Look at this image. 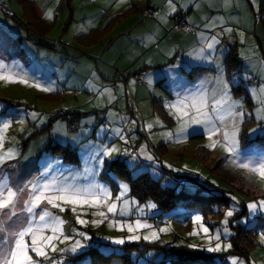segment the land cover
Listing matches in <instances>:
<instances>
[{
    "label": "rangeland",
    "instance_id": "1",
    "mask_svg": "<svg viewBox=\"0 0 264 264\" xmlns=\"http://www.w3.org/2000/svg\"><path fill=\"white\" fill-rule=\"evenodd\" d=\"M8 1L17 4L16 0H0V60H3L9 65L15 64L17 66V71L22 75L27 74L30 84L38 82L42 87H52L55 91L45 92L40 88L30 86V84L26 85L19 82L9 83L0 81V98L5 99V101L0 100V119L11 120L13 122L12 127L6 133L4 148H15L18 153H20L24 150L23 145L28 142V139L25 137H30L31 130L36 129L34 126L29 128L30 124L33 123L36 125V123L45 122L54 124V129L59 131L57 136L63 143L68 144L70 141L74 146H77L74 150L76 151L80 163L79 166L65 163L64 171L60 168L55 170L53 167L52 171L48 174L49 177L53 175L59 177L61 173H63L64 176H68L69 170H83L85 167L84 157L89 154L93 146H106L108 148L118 147L121 151L113 153L110 157L103 155L97 157V159H103L104 163L98 167L95 181L108 186L112 192L113 198H115L120 191L118 181L126 183L129 186L130 191L125 198L137 201L138 205L132 207L131 215L123 216L119 214H108L109 219H115L126 224L134 223L137 219L148 223V218L155 216L162 217L164 219V224L161 228L168 226L171 229L168 232L160 233L159 240L162 243H170V246L192 244L198 245V248L203 249L206 246L203 234L199 236L189 235V233L193 232L198 227L192 222V217L196 214L202 215L204 217L203 223L214 232L216 229L223 227L221 221L224 219L225 212L235 204L238 211L234 216L245 210V214L241 216V218H238L236 223L255 229V246L251 250L249 257L243 258L239 255L230 254L229 251L232 248L228 251L218 253L204 251L208 254H226L224 258L228 264H230L229 257H239L244 260L246 264L247 262L264 264V244L259 240V232L264 231V213L257 212L255 216H250L247 208L249 202L264 199V180L257 178L255 183L250 182L246 178L247 173L245 171L236 170L229 166V157L220 147L215 149L208 148L211 152L208 160L204 161L199 158L197 156L198 149L202 146L206 147L209 143L207 135L201 126L193 125L190 127L188 129L187 138L182 143H176L164 138L161 134L165 131L175 130L177 121L170 115L168 116L170 118L168 120L167 115H159L153 111L151 107L153 96L146 91L147 84H144V87H138L136 82L134 84L132 83L135 81L134 77L131 78L130 85L126 88L123 85V81L119 83L121 89L118 93H113L118 91V88L115 91L113 89V85L117 84L118 86V82L115 83L114 81L108 84L109 87L105 89L111 90L114 99L110 100L107 93L100 95L99 92L96 91V89H99L98 76L94 79L97 83H93V49L90 51L91 53L85 55L86 57H83L84 55L80 56V53L77 50L78 47L70 51V54L78 56L79 61H77L76 65H71L68 72L76 69V73L80 74L83 79L79 78L78 75H73L70 78L69 83L64 82V84L59 83L57 78L53 77L50 73L52 71L55 72L56 70L52 64V59H54L53 55H50L49 58L45 60L42 57V52L37 51L32 57L33 62H29V59H24V57H15L14 53L16 46L14 42L16 41V31L21 30L22 34H25L26 30L24 29L26 28L20 24V21L17 18L11 16L10 12L12 10L8 5ZM60 30L61 27L58 26L50 38L57 40ZM8 35L11 39H9ZM67 39L70 41L72 40L71 33L67 36ZM23 43L34 48H37L36 46H38L34 41H23ZM16 44H18V40ZM253 48L255 47L252 46V50ZM21 51L22 50L19 49L20 56ZM47 64H50L51 67ZM247 76L249 79H245V75L243 74L241 75V78L239 74H234L230 80L228 78H225V80L229 83L233 99L239 101L243 105L242 110L245 113L243 122L240 125L241 151L252 150L255 152H264V146L258 145L256 141H252L257 137H264V121L258 120L256 116L257 109L262 107V105L258 103L257 100H254L249 92V89H258L261 84H264V67L256 76L257 79H254L253 82L252 79L254 76ZM234 77L235 82H233ZM255 80H259L260 83H255ZM90 85H94L95 87L93 88ZM238 85H242L245 91L241 96H235L232 93V88L234 86L238 87ZM72 87H78L79 90L74 91ZM105 89L99 90L102 92ZM138 90L142 91L139 93V97ZM57 92L63 93L62 98H54ZM246 96H248L247 99ZM119 98L120 100H118ZM162 99H164L163 106H165L167 101L174 100L169 97ZM62 110L68 112V114L70 113L69 116H71V119L65 117L58 118L59 115L62 116V113H65L61 112ZM32 112L38 114L35 120L32 119L30 115ZM71 113H83V115L77 117ZM248 113H251L252 115L249 116ZM51 114L56 116L54 118H49ZM74 117L77 118L78 122L75 121L73 123ZM79 118L81 120L80 123ZM21 119H23V124L20 123ZM157 119L163 123V127L157 125L151 130H148L146 125L148 123H153ZM133 121H135L134 124L132 123ZM21 128L23 129L22 131ZM117 129H122V135H124L125 139L128 141L127 143H125V140L121 139L120 136L115 135ZM252 129H257V131L252 132ZM44 132L47 131L44 130ZM69 136L71 137V140H69ZM196 136H204V139L202 140ZM218 138L219 137H214V139ZM162 145H164V151L160 153L156 149ZM141 148H145L147 154H150L154 159L148 160L145 155H141ZM124 149L128 150L127 154L123 151ZM132 150L136 151V156H130V151ZM18 157L15 160H18ZM40 158V168H43L41 171L43 172L47 165H51L53 159L51 157H48V159L44 157ZM117 159L125 161L132 170L133 177L140 176L142 173H148L154 180L159 181L163 187H176L179 191H184L190 195H195L197 193L204 195H222L225 196L229 202L227 205L213 204L211 206L212 212L208 213H205V209H188L186 206H178L170 211L163 212L152 200H147L146 202L139 201L137 197L131 194L132 191L130 184L126 181L120 180L115 172L111 170L109 166L107 167V165L113 160ZM220 159L224 161V164L228 169L236 171V173L243 178L242 182L245 183L246 192L251 194L256 193L257 195L261 194V196H249L244 190V192H242L227 185L220 176L212 173V168ZM13 165L16 166V164ZM13 165H4V171L7 173L9 180L11 175L16 176L17 173L18 178L15 177L16 183H14L13 179L10 180L13 186H16L17 184L23 185L27 181L33 180L41 175V172L38 174L37 168H35L33 172L26 174L24 171L19 172V170H13ZM169 165H171V167H169ZM23 174L24 176L22 177ZM102 174L108 175L116 182L118 186L116 191L112 188L113 185L111 182L100 179V175ZM80 183L83 184L86 183V181L81 180ZM203 186L210 190L200 189ZM232 197H236V200H232ZM148 203L156 204V208L148 209L145 207V213L140 215L137 212V206H146ZM101 210L106 211V209ZM37 211H39V209ZM53 211L57 212L67 221V224L65 225L66 234L71 235V229L76 228L92 237L89 241L82 240V243L88 245V247L80 249L75 254L64 253L63 264H93L94 251L109 255L110 253H107L104 250L105 247H108L119 250L118 252L112 253L123 254L125 252L124 247L127 244L138 243L142 245L143 242H150L144 240L143 236L150 234L151 229L137 230L135 234L140 235L141 239L138 241H128L127 237L132 235V233H129L126 227L123 230L119 227H109V220H104L99 226H94L91 221L100 218L93 216L92 212L95 211V209H90L87 206L83 208V211L87 212V215L82 217L89 221L87 225L76 223L75 214L72 213L70 209L63 213H59L56 209H53ZM233 217L229 218L228 225L232 233L233 229L230 220ZM244 218H247L246 223L241 222ZM152 226L153 229H160L154 225ZM122 237L126 240L123 245H115L111 243V240L101 239H118ZM231 237L232 236L228 237L225 242H230L232 244ZM77 239L80 238L77 237ZM65 246V244L58 243V248H63ZM50 254L56 259L61 257L59 252ZM81 254L85 255L83 259H73L76 255ZM141 254L142 253H140L138 249L131 252L132 260L136 264H161V261L166 259L164 253L156 250L149 249L145 251L144 254ZM221 259L222 257L217 258L218 264H223ZM167 264H169V262Z\"/></svg>",
    "mask_w": 264,
    "mask_h": 264
},
{
    "label": "crops",
    "instance_id": "2",
    "mask_svg": "<svg viewBox=\"0 0 264 264\" xmlns=\"http://www.w3.org/2000/svg\"><path fill=\"white\" fill-rule=\"evenodd\" d=\"M32 2L34 12L31 14L32 17L31 15L27 17L18 1L17 4L8 1L12 10L11 16L17 18L26 28L25 34L17 28L14 42L15 57H24L30 62L37 51L42 52L45 60L53 55L52 64L56 70L50 73L59 83L64 84L69 83L73 75L83 79L76 73V69L68 72L70 66L76 65L79 61L78 56L70 54V51L78 47L80 56L86 57L85 55L91 53L93 49V83H97L94 79L98 76L99 89H105L109 87L110 82L115 81L119 73H123L128 77L125 81L118 82V91L113 92L118 93L121 89L119 83L123 81L126 88L130 85L131 78L134 77L136 82L135 74L143 73L144 84H147L146 91L153 96L151 107L156 114L154 101L168 114L162 98L175 99L176 91L183 92L205 78L216 77L218 75L216 63L222 64L224 78H227L225 61L226 54L231 48L237 49L240 60V67L232 77L234 74H239L240 78L242 74L252 75L253 82L264 67V0H228L227 3L225 0H173L177 8L174 13H170L167 0H32ZM145 9L152 10V16H146L143 13ZM179 10L186 12L185 20L193 28L191 32H185L172 24V17ZM49 11L52 12V19L46 18ZM164 16L167 17V22L161 19ZM221 18L223 19L221 26L205 27L213 22L220 24ZM58 26L61 27L58 39H51ZM227 28L232 29L231 33L224 32ZM70 33L71 41L67 39ZM201 33L207 37L216 36L220 41L216 46L214 62L198 60L194 55H190L202 46ZM38 34H41V43L37 39L29 38ZM82 35H89L90 38L93 36V41L90 38L88 39L90 43L79 40L78 37ZM23 41H34L38 46L34 48ZM252 46L255 47L253 50ZM19 49L22 50L21 56ZM47 65L51 67L50 64ZM197 69L202 71L196 73ZM191 72L195 74L189 76ZM144 84L141 87H144ZM72 89L79 90L78 87ZM141 92L138 90V97ZM56 94L61 98L63 96V93ZM71 114L77 117L83 115ZM55 116L51 114L49 118ZM60 116L58 118H64ZM32 126L36 129L31 130L30 137H25L28 139L26 148L19 153L18 160L9 162L6 166L16 164L13 165V170L24 171L26 174L37 168L39 174L43 169L40 168V157L47 159L51 157L53 159L51 165H54L55 170L60 168L64 171L65 163L80 165L66 161L63 155L44 153V149L51 143L69 145L72 150L77 147L70 141L68 144L63 143L57 136L59 131L54 129V124L32 123L29 128ZM15 177L18 178L17 173L16 176H10L14 183Z\"/></svg>",
    "mask_w": 264,
    "mask_h": 264
},
{
    "label": "snow or ice",
    "instance_id": "3",
    "mask_svg": "<svg viewBox=\"0 0 264 264\" xmlns=\"http://www.w3.org/2000/svg\"><path fill=\"white\" fill-rule=\"evenodd\" d=\"M228 0H225L227 3ZM170 13L176 12V4L173 0H167ZM186 7V5H184ZM47 19H52V12L46 13ZM167 22V17H161ZM213 22L205 27L221 26ZM232 29H224V32L231 33ZM203 41L202 46L195 50V59L214 62L213 57L216 52V46L220 43L216 36L207 37L204 33L200 34ZM15 64H6L0 60V81L19 82L30 84L27 74H21L16 70ZM218 75L214 78H205L191 89L183 92L176 91L175 99L167 101L165 108L168 114L177 121V126L173 131H165L161 135L176 143H182L186 140L188 129L193 125L201 126L207 135L209 143L206 145L209 149L220 147L229 157V166L236 170H243L247 173V179L255 183L256 179L264 180V152H255L252 150L241 151L240 125L243 122L245 113L242 110L243 105L234 100L231 94L229 83L224 78V69L222 64L216 63ZM249 79L247 75L244 77ZM235 82V77L233 79ZM133 84L135 81L132 82ZM151 83V80H149ZM178 83V82H177ZM30 86L40 88L42 91H55L52 87H42L38 82L31 83ZM95 87L94 85H90ZM211 86V87H210ZM100 95L107 93L109 99H114L110 89L100 91ZM254 100H257L262 107L257 109V119L264 121V84L258 89H249ZM240 109V110H238ZM32 119H36L38 114L32 112ZM251 116V113H248ZM11 120L0 119V264H63L64 253H77L80 249L88 247L82 243V240L89 241L92 239L87 233L72 228L71 235L65 233L67 221L54 212L53 209L63 213L71 210L75 214L76 223L87 225L88 220L83 219L87 212L83 208L87 206L95 209L93 216L100 219L92 220L94 226H99L104 220H109V227H119L123 230L125 227L129 233L128 241H138L140 235L135 234L139 229H151L150 234L144 235L143 239L155 242L160 239V233L168 232L171 229L165 226L160 229H153V226L142 222L140 219L134 223H123L115 219H109L108 214H119L123 216L131 215V209L138 205L135 200L127 199L129 186L126 183L119 182V193L113 198L110 188L106 185L97 183L95 175L98 167L103 165V159H97L101 155L110 157L113 153L121 151L118 147L108 148L106 146H93L88 155L84 157L85 167L83 170H69V175L63 173L59 177L53 175L49 177L54 165H47L45 171L39 177L29 180L23 185L13 186L7 173L4 171V165L9 161L17 159L19 156L15 148H4L6 133L12 127ZM23 124V119L20 121ZM133 124L135 121L132 122ZM163 123L157 119L153 123H148L146 128L151 130ZM23 129L21 128V131ZM256 132L257 129H252ZM115 135L128 141L122 135V129H117ZM214 137H219L214 139ZM126 154L127 149L123 150ZM141 155H145L148 160L154 158L147 154L145 148H141ZM59 164V161H57ZM171 167V165H169ZM81 180L86 183H80ZM215 183V182H213ZM236 200V197H232ZM145 207L155 209L156 204L148 203L146 206H137V212L140 215L145 213ZM250 216H255L257 212L264 213V199L252 201L247 204ZM39 209V211H37ZM101 209H106L101 210ZM238 211L234 204L232 208L225 212L224 219L221 221L222 228L212 232L204 223V217L196 214L192 217V222L198 227L189 235L199 236L203 234L206 246L203 250L208 252L228 251L232 248L230 242H225L228 237L232 236L229 225V218L233 217ZM247 222V218L241 221ZM79 237L80 239H77ZM223 237V239H222ZM112 244L123 245L125 238L111 239ZM259 240L264 244V231L259 232ZM59 244H65L63 248H58ZM189 248H198V245H187ZM105 252H118V249L105 247ZM61 254L59 259L54 258L50 253ZM230 264H246L239 257H229ZM255 264V262H247Z\"/></svg>",
    "mask_w": 264,
    "mask_h": 264
},
{
    "label": "trees",
    "instance_id": "4",
    "mask_svg": "<svg viewBox=\"0 0 264 264\" xmlns=\"http://www.w3.org/2000/svg\"><path fill=\"white\" fill-rule=\"evenodd\" d=\"M16 1H18L21 7L23 8L25 16L28 17V15H31L34 12L32 0H16ZM30 17H32V15ZM28 25L31 24L28 23ZM40 36L41 34H38V36H33V37L29 36V38L34 40L37 39L38 42L41 43ZM89 38H90L89 35L88 36L82 35L78 37L79 40H82L83 42H87V43H90L88 41ZM90 40L93 41V36L92 38H90ZM225 63H226L227 78L230 80L232 74L235 71H237L240 67V60L238 58L237 49L235 47L231 48L230 51L226 54ZM200 71L202 70L197 69L196 73ZM119 74L116 76L115 83L119 82L120 80H125L128 77L127 75L124 74L126 77L120 78V80H118ZM194 74H195L194 72H191L188 75L193 76ZM115 85L117 86V84H114L113 88ZM114 90L116 89L114 88ZM232 92L235 96H241L245 91L242 85H238V87L234 86L232 88ZM58 97L60 98V96L56 94L54 98L56 99ZM247 98L248 96H246V99ZM0 100L5 101V99H1V98ZM158 104L159 103H156L155 101L153 102V105L157 113L159 115L160 114L167 115V119L169 120L170 119L168 117L169 115L165 113L164 109L161 108V106H159ZM62 116L68 119L69 114L63 113ZM196 137L201 138L202 140L204 139V136H196ZM252 141H256L258 145L264 146L263 136L257 137L255 140ZM23 148L24 149L26 148V144L23 145ZM156 150L162 153L164 151V145L157 147ZM47 152H49L51 155L54 156L63 155L66 161L79 164V158L76 154V151L72 150V148L69 145L51 143L44 149V153ZM210 155L211 152L208 148L202 146L198 149L197 156L202 160L204 161L208 160L210 158ZM108 166L111 170L115 172V174L118 176L120 180L126 181L130 184L132 191L131 194L133 196L137 197L141 202H146L147 200L154 201L158 205L159 209L163 212L170 211L178 206H186L188 209L190 208L205 209L204 210L205 213H208V212H212L211 206L213 204L227 205L229 202L228 199L222 195H204L200 193H197L195 195H190L185 193L184 191H179L176 187H163L159 181L154 180L148 173H142L140 176L133 177L132 170L123 160H119V159L113 160ZM211 171L212 173L220 176L227 185L242 192L245 191V183L242 182L243 178L240 175H238L236 171H231L230 169H228L222 159H220L216 163V165L212 168ZM101 179L111 182L114 191L117 190L118 186L116 182L113 179H111L108 175L102 174ZM200 189L210 190L205 186L201 187ZM245 193H247L249 196L252 197L261 196V194L258 195L256 193L251 194L246 191ZM244 214H245V210L242 213L235 215L230 220V224L233 229V235L231 237L232 249L229 251V253L234 255H239L240 257L243 258H248L251 250L255 246L256 233L254 228H248L242 224L236 223L237 222L236 220L238 218H241V216H243ZM169 244L162 243L160 240H157L155 242H143L142 245L138 243L127 244L124 247L125 252L123 254L110 253L109 255H104L102 253H98L94 251L93 264H114V263L136 264L131 257V252H133V250L135 251L136 249H138L142 254H144L145 251L149 249L164 253L165 258L167 260L164 259L163 261H161V264H167L168 262L169 264H218L217 263L218 257L219 258L222 257L221 259L222 262L223 260L226 261V259L224 258L226 254H220V255H216L213 253L208 254L203 249L200 248H189L187 247V245L170 246ZM84 257L85 255L81 254V255H76L73 259L76 260L83 259Z\"/></svg>",
    "mask_w": 264,
    "mask_h": 264
},
{
    "label": "built area",
    "instance_id": "5",
    "mask_svg": "<svg viewBox=\"0 0 264 264\" xmlns=\"http://www.w3.org/2000/svg\"><path fill=\"white\" fill-rule=\"evenodd\" d=\"M143 13L146 16H152V11L150 9H145L143 10ZM186 17V12L184 10H179L173 17H172V24L181 29L184 30L185 32H191L193 30V28L187 23V21L185 20ZM126 77L123 73H120L118 76V80H120V78H124ZM136 81L138 83L139 86L143 85L144 82V76L143 73H138L136 74ZM255 83L259 84L260 81L259 80H255ZM115 89H117V86H114ZM68 118L71 119V116H68ZM75 121H78L77 118H73V123ZM72 122V121H71ZM136 153V151H131L130 155L134 156ZM148 224L150 225H154L157 228H161L162 225L164 224V219L162 217H151L148 218L147 220ZM223 263L226 264V261L223 260Z\"/></svg>",
    "mask_w": 264,
    "mask_h": 264
}]
</instances>
